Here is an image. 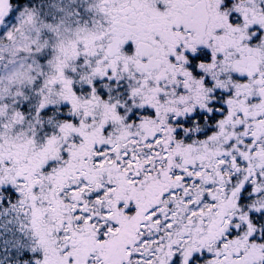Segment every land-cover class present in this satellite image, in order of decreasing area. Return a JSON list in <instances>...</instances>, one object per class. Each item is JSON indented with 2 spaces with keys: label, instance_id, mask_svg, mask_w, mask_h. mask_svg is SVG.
<instances>
[{
  "label": "snow or ice",
  "instance_id": "obj_1",
  "mask_svg": "<svg viewBox=\"0 0 264 264\" xmlns=\"http://www.w3.org/2000/svg\"><path fill=\"white\" fill-rule=\"evenodd\" d=\"M0 264H264V0H0Z\"/></svg>",
  "mask_w": 264,
  "mask_h": 264
}]
</instances>
